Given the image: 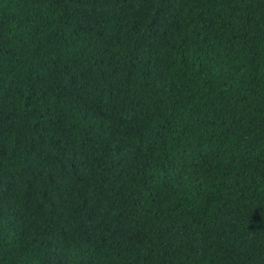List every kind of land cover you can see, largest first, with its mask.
Returning <instances> with one entry per match:
<instances>
[{"label": "trees", "instance_id": "trees-1", "mask_svg": "<svg viewBox=\"0 0 264 264\" xmlns=\"http://www.w3.org/2000/svg\"><path fill=\"white\" fill-rule=\"evenodd\" d=\"M0 264H264V0H0Z\"/></svg>", "mask_w": 264, "mask_h": 264}]
</instances>
